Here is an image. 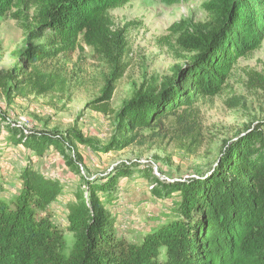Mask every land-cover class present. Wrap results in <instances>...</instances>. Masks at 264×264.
I'll return each instance as SVG.
<instances>
[{
	"label": "trees",
	"instance_id": "1",
	"mask_svg": "<svg viewBox=\"0 0 264 264\" xmlns=\"http://www.w3.org/2000/svg\"><path fill=\"white\" fill-rule=\"evenodd\" d=\"M15 1L0 0V18ZM130 1L34 0L35 18L25 28L20 59L0 73V95L7 106L15 97L61 92L64 79L42 66L74 54L81 44L106 55L113 52L117 45L106 14ZM205 7L215 20L212 28L185 22L170 28L180 33L178 43L184 51L194 54L190 63L174 68L173 81L159 96L137 94L125 103L115 116L111 140L104 148L94 146L96 150H125L136 143L140 131L160 129L168 117L175 119L180 135L188 137L190 107L200 97L218 95L235 62L259 47L261 36L254 31L264 27V16L256 11L260 2L212 0ZM45 38L44 44H32ZM112 93L108 85L88 107L108 104ZM106 107L101 111L107 112ZM66 136H26L23 130L7 126L4 145L21 146L26 158L17 176L19 188L10 199L4 198L8 183L0 167V264H264V137L260 133L243 137L209 173L187 183L158 186L151 170L137 172L158 199L178 195L172 220L144 234L139 243L118 236L108 206L117 199L118 179L130 177L132 169L140 166H120L100 179H82L86 194L76 191L74 201L66 205L67 231L74 238L68 253L64 234L50 217L63 186L43 176L35 165L53 150L79 175L81 163L71 160L65 147H69L67 138L81 141L80 135L68 131Z\"/></svg>",
	"mask_w": 264,
	"mask_h": 264
},
{
	"label": "rangeland",
	"instance_id": "2",
	"mask_svg": "<svg viewBox=\"0 0 264 264\" xmlns=\"http://www.w3.org/2000/svg\"><path fill=\"white\" fill-rule=\"evenodd\" d=\"M211 1H130L106 14L117 45L109 55L81 44L74 54L42 66L64 79L61 92L15 97L9 106L0 95V167L8 183L4 198L10 199L18 190L17 176L26 158L21 146L4 145L7 126L23 130L26 136L67 137L68 131L80 135L81 141L67 138L69 147H65V154L81 163L79 175L53 150L35 161L43 176L59 180L63 186L62 195L50 208V217L64 234L66 253L74 243L67 231L66 205L74 201L76 191L86 194L85 178L100 179L120 166H140L132 169L130 177L118 179L117 199L108 206L118 236L139 243L144 234L172 220L178 195L158 199L151 193L152 185L138 178L137 172L148 168L158 186L187 183L209 173L246 135L256 132L264 137V27H260L254 31L261 36L259 47L235 62L221 92L200 97L190 107L192 130L188 137L180 135L175 119L168 117L162 128L140 131L131 147L100 151L111 140L115 116L125 103L137 94L159 96L173 81L174 68L190 63L194 54L184 51L178 43L180 33L170 28L180 22L212 28L215 20L205 7ZM256 2H260L256 11L264 16V0ZM35 12L34 0H16L0 18V73L12 69L20 59L25 28L33 23ZM108 85L113 88L110 102L88 107L101 98ZM106 105L107 112H102ZM21 119L27 121L26 126L19 125Z\"/></svg>",
	"mask_w": 264,
	"mask_h": 264
},
{
	"label": "built area",
	"instance_id": "3",
	"mask_svg": "<svg viewBox=\"0 0 264 264\" xmlns=\"http://www.w3.org/2000/svg\"><path fill=\"white\" fill-rule=\"evenodd\" d=\"M20 121H21L19 124L20 126L22 125L26 126L27 121L25 119H21Z\"/></svg>",
	"mask_w": 264,
	"mask_h": 264
},
{
	"label": "crops",
	"instance_id": "4",
	"mask_svg": "<svg viewBox=\"0 0 264 264\" xmlns=\"http://www.w3.org/2000/svg\"><path fill=\"white\" fill-rule=\"evenodd\" d=\"M38 169V168H37Z\"/></svg>",
	"mask_w": 264,
	"mask_h": 264
}]
</instances>
